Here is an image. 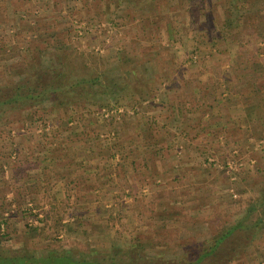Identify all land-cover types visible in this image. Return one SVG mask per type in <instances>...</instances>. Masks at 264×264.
<instances>
[{"label":"rangeland","instance_id":"obj_1","mask_svg":"<svg viewBox=\"0 0 264 264\" xmlns=\"http://www.w3.org/2000/svg\"><path fill=\"white\" fill-rule=\"evenodd\" d=\"M127 1L0 0V92L67 53L66 73L119 74L132 90L112 124L86 132L50 98L0 115V252L184 264L248 225L264 198V119L251 114L255 86L264 91V0H238V12L228 0ZM231 12L240 27L226 42ZM47 147L56 161L42 162ZM263 226L235 230L204 264H264Z\"/></svg>","mask_w":264,"mask_h":264},{"label":"trees","instance_id":"obj_2","mask_svg":"<svg viewBox=\"0 0 264 264\" xmlns=\"http://www.w3.org/2000/svg\"><path fill=\"white\" fill-rule=\"evenodd\" d=\"M9 1H14V0H9ZM148 1L151 2L153 0H142V1L130 0L127 2L131 4V6L130 5L129 6L133 9L134 4L146 5ZM228 1L231 5L236 3V5H233V7L234 10L238 12L239 8H241L239 7V4L237 2L238 0H228ZM100 2L102 3V5H105L106 3L107 7L110 6L111 3V2L107 3L108 0H100ZM140 9H142V7H140ZM232 13L233 12H231V15L229 14L226 21L224 22L225 23L224 30L221 33L222 38L226 40V42L228 41L235 42L233 41V39H229L233 37L232 35H235L234 33L231 32V29L233 28L236 29L240 27V24L238 22L234 23ZM236 18H238L239 20L238 16ZM154 24L156 25V28L159 25V23L157 24V22H154ZM257 30L258 31L255 33L258 34V38L264 40V21L262 25H259L257 27ZM251 33H253L252 30ZM52 37L53 35H49L47 39L44 38L45 44L50 43ZM47 49L59 50L60 47L51 44V46H49ZM34 50L37 53L38 51L41 53V50L39 49L38 45L34 46ZM75 52H76V57H82L84 53V51H79V50H75L74 53ZM68 56L69 54L67 53L66 57L64 58L65 60L64 64H67L66 59ZM51 59H52L51 57L50 59L48 57L46 58L43 57V59H40L41 62L38 65L33 64L34 70L31 71L26 77L20 79V81L15 86V88L12 89V93L10 95L0 92V115L6 110L22 107L23 104H27L29 107H31L32 103H30V101L36 103L39 102L40 100H43L44 98L46 99L50 98L53 99L54 101L58 100L55 101V102H59L58 105L61 106L66 105L68 107L66 109V112L67 110H69V112H67L68 114H66V117L64 116L66 123L76 122L78 123V125H80L83 128L84 131L94 130L98 128V126L101 128L110 125V123L112 124V122L114 121L111 115L112 107L124 106L125 100H129L131 98L132 90L129 83L127 81H124V79L120 77L119 74L110 75L113 77L98 72L94 75H89V74H85L83 71L81 72L77 70L75 71V69L66 73L67 67H64V64H62L63 62L61 59L60 61L62 63H60L59 66L55 65V67L54 66L52 67L51 63L46 65L44 64L47 62H53V60ZM56 62H58V60H56ZM185 87L188 88L187 83ZM213 87L214 88L211 90V92L213 96H215L216 86ZM254 91H255V95L252 99L253 109L251 114L255 115L257 120H261L264 119V94H263L264 91L259 90L256 86L254 88ZM202 92L203 90H201V93ZM151 93H153V90H150V94ZM146 96H147L146 92L143 91V93H141V96H139V99L136 101L144 100ZM80 102L83 103L81 104ZM97 109H105L104 111L105 113L98 112L97 114ZM57 113H58L57 118L58 119L61 118L60 112ZM126 116L133 117L132 115H126ZM113 132H114L113 129L110 128L109 134H112L113 136L114 135ZM118 136L119 134L117 132V135H115V137L117 138ZM116 145L113 144L111 147L117 148ZM43 151H44L43 152L44 156L40 157L42 162L47 161L49 163L56 161L57 156L51 152L52 151L51 147L50 148L47 147ZM115 151L116 150H114V153ZM114 153L112 155L115 157ZM149 153H150L149 149H144L142 153L143 156H145L144 165L147 167L151 163V158L149 157L151 154ZM153 154L156 155V153ZM113 156L111 157L114 158ZM0 171H2L1 168ZM253 215H255V217H253ZM244 216L249 217L248 225H246L242 220L236 222L232 226L228 227V229L223 233H221L217 238H215V241L212 244H208V245L204 244V246H202V248L199 249V253L196 254L195 257L183 258L184 264H204L206 262V259H208L211 255H213L216 252V250L219 248V245L226 238H228V236H230L235 230L237 229H241L243 231H248L249 229L254 230L257 226L263 224L264 198L260 202H257V204H253L250 208H248ZM38 220L42 221L43 219L39 218ZM29 226L31 227V229L34 230L39 229L38 225L37 226L29 225ZM1 235L2 233H0V236ZM237 249H239V247ZM237 252L238 250H236V253ZM6 253H7L6 251L0 252V264H137L135 262L129 263V261L126 262L117 261L114 257H111L108 260H99L96 258H84V257L79 258L71 255L69 251H65L61 255H58L53 252H49L46 255H41L39 257L36 256L31 257L24 254L9 256Z\"/></svg>","mask_w":264,"mask_h":264},{"label":"crops","instance_id":"obj_3","mask_svg":"<svg viewBox=\"0 0 264 264\" xmlns=\"http://www.w3.org/2000/svg\"><path fill=\"white\" fill-rule=\"evenodd\" d=\"M221 91H222V90H221ZM222 92H223V91H222ZM231 92H232V91H231ZM240 92H242V91H238L237 89H236V90H233L232 93H234V94L237 96L236 100H237V99H243V98H246V97H247L246 93L242 92V93H241L242 95H241ZM247 92L249 93V91H247ZM222 94H223V93H222ZM172 96H174V95H172ZM208 96H209V98H210L211 100H215L216 95L213 96V94H212L211 91H210V93L208 94ZM174 97H175V98H178V100H181V99H180V96L178 97L177 95H175ZM174 97H173V98H174ZM248 97L250 98L249 95H248ZM215 102H216V106H217V104H220V101H215ZM196 104L198 105V103H196ZM204 110H205V109H204ZM176 111H177V109H176ZM206 111H207V112H206ZM208 112H210L209 109L205 110V114L208 113ZM210 113H211V112H210ZM173 114H175V116H176L177 113L174 112ZM171 116H172V114H171ZM182 119H183V118H182ZM194 120H196V117H194ZM217 123H218V122H217ZM217 123H216V124H217ZM216 124H215V125H216ZM181 138H182V137H181ZM184 140H185V139H184ZM182 162H184V161H182ZM177 165H178V164H175L174 166H177ZM178 167H179V168H182V165H179Z\"/></svg>","mask_w":264,"mask_h":264}]
</instances>
